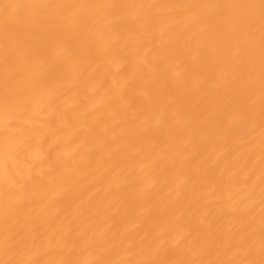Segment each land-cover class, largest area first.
Here are the masks:
<instances>
[{
  "label": "bare ground",
  "instance_id": "obj_1",
  "mask_svg": "<svg viewBox=\"0 0 264 264\" xmlns=\"http://www.w3.org/2000/svg\"><path fill=\"white\" fill-rule=\"evenodd\" d=\"M0 264H264V0H0Z\"/></svg>",
  "mask_w": 264,
  "mask_h": 264
}]
</instances>
